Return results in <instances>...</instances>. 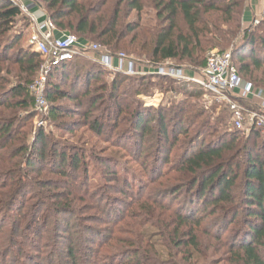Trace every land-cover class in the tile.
<instances>
[{
	"label": "trees",
	"instance_id": "1",
	"mask_svg": "<svg viewBox=\"0 0 264 264\" xmlns=\"http://www.w3.org/2000/svg\"><path fill=\"white\" fill-rule=\"evenodd\" d=\"M37 1L58 30L83 42L193 69L238 36L246 6L245 0ZM30 35L20 9L0 2V264H264L263 131L236 130L225 106H207L203 95L188 94L172 79L127 78L94 65L69 80L73 60L53 69L46 84L55 128L87 129L80 149L62 147L33 129L31 86L45 61L25 45ZM250 47L252 63L241 54ZM233 61L244 81L264 90V23L247 31ZM109 75L112 81L103 82ZM158 91L182 98L158 108L139 98ZM127 152L149 180L130 202H117L124 210L103 207L106 194L89 190L90 169L111 171L110 190L127 196L133 172L112 168ZM88 201L94 205L83 211ZM138 215L141 223L132 224Z\"/></svg>",
	"mask_w": 264,
	"mask_h": 264
},
{
	"label": "built area",
	"instance_id": "2",
	"mask_svg": "<svg viewBox=\"0 0 264 264\" xmlns=\"http://www.w3.org/2000/svg\"><path fill=\"white\" fill-rule=\"evenodd\" d=\"M0 2H7L19 8L29 19L31 30L29 45L45 61L39 79L31 86L36 112L39 115L50 111L46 99V84L53 69L75 60L78 56L85 57L92 53L97 55L96 62L100 66L115 74L126 77L155 76L180 83L196 84L203 91L205 104L210 106L217 103L229 110L231 123L236 130L245 134H249L252 130L264 132V90L255 88L241 78L234 64L232 51L211 52L204 68L189 72L169 62L141 63L124 53L112 54L100 45L83 42L73 34L62 32L49 18L40 22L31 14L30 7L23 0H0Z\"/></svg>",
	"mask_w": 264,
	"mask_h": 264
},
{
	"label": "rangeland",
	"instance_id": "3",
	"mask_svg": "<svg viewBox=\"0 0 264 264\" xmlns=\"http://www.w3.org/2000/svg\"><path fill=\"white\" fill-rule=\"evenodd\" d=\"M255 1L256 0H245L246 6H245L244 15H245L246 11L248 12V10L250 9L251 5H253V3ZM29 3H33V4H38L39 3V6H41L40 2L37 1V0H32L31 2L29 1ZM255 15H257V16L256 17L254 16L253 20L250 23H247L246 21L244 22V16H243V18H242L243 22H242V25H241V30H240L238 36L231 42V44H229L224 49L223 48H215V49L209 51L205 55V59L208 58L209 53L214 52V51H218V52L219 51H224V52L232 51V52H234L235 48L240 45V42L244 38V36L247 33V31L255 29V28H257V26H259V24L264 23V12L262 14H260L259 16L256 13H255ZM147 19L148 20L151 19L150 15L147 17ZM129 20L131 22L136 21V13H133ZM150 23H153V22H150ZM29 38H30V36H29ZM29 38L27 37L25 39V41H24L25 45H27V43L29 44ZM88 43L94 44V45H100L101 47H103L106 50H108L106 47H104L97 40L92 39V40H89ZM255 49H256V55H257V58H258V56H260V53L258 55V44L256 45ZM251 50H252V48L250 47V48H247L245 51L243 50L241 52V54L244 55L243 56V60L245 62L252 63V61L250 60V57H249L251 55ZM109 52H111L112 54L124 53V52L113 53L112 51H109ZM124 54L135 58L136 60L140 61L141 63H143V62H151L150 61L151 57L149 56L150 55L149 53L145 54L144 56L143 55L139 56V55H135V54H131V53H124ZM96 60H98L97 55L92 54V53L88 54L85 57H79V56L76 57L75 61L69 66L70 73L67 76V78L69 77V80L72 78L71 76H73L75 78V76H76L75 74H79V75L81 74V75L85 76L87 71L91 67H93L94 65L98 66V67L100 66L96 62ZM169 63H172L175 66L180 67V68H182V69H184V70H186L188 72L189 71H193V70L201 69V67L193 69L192 67H186L184 65L183 66L182 65L179 66V65H176V64H178V62H175V61L169 62ZM163 64H165V63H163ZM252 70H254V68H252ZM263 71L264 70H261L259 73L263 74ZM40 75L41 74L39 72V75H38L37 79H39ZM255 75L258 76V71H256ZM109 76L110 77L106 76L105 79H104L105 81H103V82H111L112 81L111 80L112 76L111 75H109ZM244 80H248V79L244 77ZM47 81H48V79H47ZM96 84H93L92 86L95 87V86H97ZM184 86H185L186 92L188 94L194 95L196 98L202 97L203 91L196 84L187 82V83H184ZM62 87L65 90H69V91L71 90L69 82H66V83L62 84ZM123 88H124V90L128 91V89H129L128 84L127 83L124 84ZM76 92L77 93H81V92H83V90H80V87H79ZM156 95H158V96L155 97ZM172 96H174V97H172ZM163 97H164V100H162ZM139 98H140V100L145 101V103H146V104H144L145 106H150V108H158L161 105H166L164 103L168 102L170 100V98H172V100L175 98L174 100L179 101V100H181L182 96H181V94H177V93H174V92H171V93H164L163 92V93H161V92L158 91V92H155V94L153 96H148V94H146V95H141ZM132 99H134V98H132ZM86 100H87V98H86ZM161 100H162V102L160 103ZM150 102L152 104H150ZM62 104L66 105V106H69L70 108H74L76 103L71 104L67 100H65V101L62 102ZM35 106H36V104H35ZM221 106H224V105H221ZM35 110H36V107H35ZM48 116H49V113H43V114H40V115L37 114L35 119H34V121H33V124H32L33 125V129L35 131L37 129H40V128L43 129L48 135H51V137H53L55 140L59 141L60 144L62 145V147H65V148L76 147V148L80 149L81 148V143L79 142V139L87 131V129L78 128L77 131L74 132V133H69V132L67 133V131L60 132V131H58L55 128L56 124L53 122V120L52 119H48L49 118ZM66 120L69 121V118L66 117ZM71 120H73V121H77V120L82 121V119L80 117H74ZM87 138L88 139L90 138L89 134L86 135V139ZM105 146L106 145L99 144L98 148H106ZM92 147H95V146H93L91 144H90V146H88L89 153H90V149ZM111 153H112V150L108 151L107 153H103V154H105L106 156H109V155H111ZM128 153L129 152H127V154H125V156H120L121 157V162L118 165L112 164V168L113 169L118 168V170H119L118 172L120 173V175H126L127 171L133 172V174H134V178L131 177L130 179H127L128 182H129L128 184H132V186H133V188L131 189V193L129 192V194L127 196H125V195H123L121 193H117V192H114V191L110 190L109 187L114 186V185H111V184H116V183L114 181H112L113 180L112 177H108L106 175L109 172V171L106 170V168L98 167V171H96L95 168L94 169H90V174L92 176V181L90 183L89 190H92L93 188H97L98 187L97 189H98V192H99L100 196L103 197L106 194L107 199L104 201L103 207L113 208V209L119 210V211L124 210V209L120 208L121 204L117 203V202H126L127 200H128V202H130L131 200H129V197L130 196L131 197L136 196L137 192H138V189H139V187H141L143 185V182H148V180H149V177H144V174H145L144 168L143 167L141 168L140 164H137V162L134 161L133 154L132 155H128ZM142 157H144V154L141 156V159H142ZM150 160H151V158H150ZM142 162L143 161L140 160V163H142ZM166 168L167 167H165L164 169H166ZM127 169H129V170H127ZM147 171H149V170H147ZM109 173L112 174L111 171ZM103 174H104L105 177H103ZM56 177H59V176H57V175H49V178H56ZM121 180L122 179H120V181H119L120 186L123 184V181H121ZM100 187H101V189H100ZM81 202L82 201H81V197H80L79 198V204H80V206H83ZM19 205H20V201L17 202V206H19ZM93 205L94 204L92 202L88 201V202L84 203V207H83L82 210L86 211L89 208H92ZM142 219H143V217L138 215L132 221V224H139V223H141ZM73 220H75V219H73ZM127 222H128V220H127ZM121 224H123V223H121ZM0 226H1V223H0ZM96 226L97 227L98 226L101 227L103 225H96ZM143 228H146V227H142V229ZM49 231H50L49 233H52L53 229L50 228ZM36 240H39V238H37ZM28 250H30V249H28ZM30 252H32V251H30ZM15 254L17 256V253H15ZM22 262H23V264H28V262H26V261H22Z\"/></svg>",
	"mask_w": 264,
	"mask_h": 264
},
{
	"label": "crops",
	"instance_id": "4",
	"mask_svg": "<svg viewBox=\"0 0 264 264\" xmlns=\"http://www.w3.org/2000/svg\"><path fill=\"white\" fill-rule=\"evenodd\" d=\"M29 1L23 0V2L30 7L29 10L31 14L36 16L40 22H43L46 19H48V16L44 13L43 9L41 8V6H39V4H32V3H29ZM263 12H264V0H258V1L256 0L253 3V5H251L248 12L246 11L244 15V22L246 21L247 23H250L253 20L254 16L255 17L257 16L255 15V13L258 14L259 16Z\"/></svg>",
	"mask_w": 264,
	"mask_h": 264
}]
</instances>
